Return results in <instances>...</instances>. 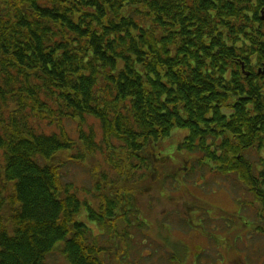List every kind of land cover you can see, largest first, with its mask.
<instances>
[{"label": "trees", "instance_id": "16d2710c", "mask_svg": "<svg viewBox=\"0 0 264 264\" xmlns=\"http://www.w3.org/2000/svg\"><path fill=\"white\" fill-rule=\"evenodd\" d=\"M262 8L264 0H0L2 178L13 187L0 193V264H51L61 242L71 264L101 263L79 240L88 242L86 225L75 215L85 202L102 223L126 189L101 190L98 211L62 185L53 157L65 149L101 153L106 175L134 176L151 167L149 146L178 129L189 171L260 187L264 211ZM141 221L124 220L128 241Z\"/></svg>", "mask_w": 264, "mask_h": 264}, {"label": "rangeland", "instance_id": "374dc122", "mask_svg": "<svg viewBox=\"0 0 264 264\" xmlns=\"http://www.w3.org/2000/svg\"><path fill=\"white\" fill-rule=\"evenodd\" d=\"M263 15L264 8L260 10L261 18ZM76 126L72 121L65 123L75 138ZM183 133L175 129L171 136L150 145L146 153L151 167L138 170L134 176L106 175L108 161L98 152L72 148L53 157L62 174V185L71 183V190L98 211H103L99 206H106L101 190L106 187L112 194L116 187L126 189L116 203V213L102 223L91 220L85 202L75 215L79 225H86L84 237L88 242L82 236L79 240L97 250L100 264H195L197 248L204 250V255L202 252L197 257L196 264H264L260 187L235 186L225 175L208 170L189 171L191 155L178 148ZM4 161L0 149V193L7 196L13 187L2 178ZM11 208V204L5 205L7 218ZM135 213L142 221L139 228L131 230L134 235L128 241L124 220ZM70 227L71 235L74 224ZM62 243L47 255L49 263L71 264Z\"/></svg>", "mask_w": 264, "mask_h": 264}, {"label": "flooded vegetation", "instance_id": "af4514ba", "mask_svg": "<svg viewBox=\"0 0 264 264\" xmlns=\"http://www.w3.org/2000/svg\"><path fill=\"white\" fill-rule=\"evenodd\" d=\"M198 250H196V253L193 255V258H195L196 260L194 261V263L196 264L197 263V260L199 259V258H197V257H201L200 255L202 254V252L204 251V250H202V249H200V248H197ZM203 255H204V252H203ZM202 255V256H203Z\"/></svg>", "mask_w": 264, "mask_h": 264}, {"label": "water", "instance_id": "95a60500", "mask_svg": "<svg viewBox=\"0 0 264 264\" xmlns=\"http://www.w3.org/2000/svg\"><path fill=\"white\" fill-rule=\"evenodd\" d=\"M262 19H264V15H263Z\"/></svg>", "mask_w": 264, "mask_h": 264}]
</instances>
